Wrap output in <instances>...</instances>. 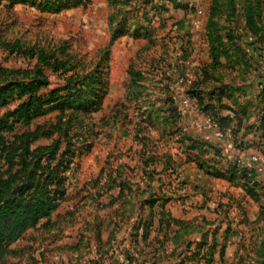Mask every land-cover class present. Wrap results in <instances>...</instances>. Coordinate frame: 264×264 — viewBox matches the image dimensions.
Returning a JSON list of instances; mask_svg holds the SVG:
<instances>
[{"label":"rangeland","instance_id":"obj_1","mask_svg":"<svg viewBox=\"0 0 264 264\" xmlns=\"http://www.w3.org/2000/svg\"><path fill=\"white\" fill-rule=\"evenodd\" d=\"M4 100L0 264H264V190L229 171L264 157L215 118L264 122V0H0ZM55 142L60 205L8 242Z\"/></svg>","mask_w":264,"mask_h":264},{"label":"trees","instance_id":"obj_2","mask_svg":"<svg viewBox=\"0 0 264 264\" xmlns=\"http://www.w3.org/2000/svg\"><path fill=\"white\" fill-rule=\"evenodd\" d=\"M215 6L213 5L211 8V15L208 20V26L212 27L215 23L213 22V17L215 13ZM215 63L219 62L218 56H214ZM206 79L208 77H211L208 69L206 70ZM209 79V78H208ZM213 79V78H212ZM189 93H191L192 97L198 100L200 104L205 102L204 97L202 93L197 92V90H190ZM210 94V93H209ZM214 92L212 91V95ZM7 101V100H6ZM3 103V104H2ZM0 105L7 104L5 100ZM206 108H209V105H206ZM232 109V108H230ZM233 113L215 117L218 124H220L221 128L224 130L228 126L231 129V132H233L234 136V143L236 144L237 148H244L245 144L243 141H240L238 138V133L240 131L241 125L249 117L245 118H239L238 112L232 111ZM237 116V119L235 118ZM235 119V120H234ZM233 122H235V125H233ZM260 131V140L257 143V145L260 148V152L262 156L264 157V122L261 124V126L258 128ZM196 144L193 145L194 148H198L200 146H211V142L202 141V140H195ZM213 146V145H212ZM30 147V143H28V148ZM215 148H219L218 146H214ZM45 149H51L49 157L47 159V164L42 165V160L44 156H40L38 159V162L35 164V168L38 171L41 170V174L39 177H37V182H34L29 186V190H31V193L28 195H25L26 185H29V182H26L22 184V194L21 199H13L11 202L8 200L6 201L8 203L9 208L6 209V216L10 218V220H13L11 224H7L4 230H7L10 226H14V231L12 234L8 235V242L15 241L19 236L20 232L22 231V228L26 224L36 225L39 223V221L45 217H49L54 210H56L60 202L58 200L57 194H58V187L56 182V177L54 176V168L52 167V160L56 158L57 151H58V142H55L49 146H47ZM36 150H42V148H37ZM220 149H218V152ZM229 171L234 173V175L231 176L232 180H235L236 178L239 179V184L246 187L247 190H249V193L253 196H257L258 190L263 189L264 190V183L258 179V173L254 165L248 166L245 162L239 163L237 161L231 162ZM46 175V176H45ZM230 178V180H231ZM243 180V182H242ZM21 183V182H20ZM235 185V184H234ZM21 186H16L13 190L16 193ZM8 189H11L9 187ZM10 203V204H9ZM6 239V235L3 233L0 234V246L2 242Z\"/></svg>","mask_w":264,"mask_h":264},{"label":"crops","instance_id":"obj_3","mask_svg":"<svg viewBox=\"0 0 264 264\" xmlns=\"http://www.w3.org/2000/svg\"><path fill=\"white\" fill-rule=\"evenodd\" d=\"M235 105H237V104H235ZM232 108H236V106L235 107H232ZM230 110H231L230 112L233 113L232 112L233 110L232 109H230ZM245 125L246 124L241 125V127H240V131L241 132L239 131L240 133H238L239 134L238 138L240 139V141H243L245 144H248V145H245L244 148H240V149L234 150L236 148H234L233 145L230 142H227V144L221 143L222 146H227V149H228L229 152L234 150L235 152L238 151L240 154H242V153H245V151L247 152V150H251L252 148H256V150H257V146L256 145L259 142L260 133H259V131H256L255 132V129H256L255 126H250L249 125L250 127L248 128V130H246L245 128L248 127V126L244 127ZM206 134H207L206 135V138H211V140L215 139L216 142L217 141L220 142L219 140H221V138H220L221 136H217V134L214 133V132H211V130H209V132L206 133ZM194 140H198V141L199 140H202V141H205V140L200 139V138H197V137H195ZM211 140H208L207 142H211ZM244 155L245 156L241 155L242 156V159H243L242 161L246 162L247 161L246 160V155L247 154L245 153Z\"/></svg>","mask_w":264,"mask_h":264},{"label":"built area","instance_id":"obj_4","mask_svg":"<svg viewBox=\"0 0 264 264\" xmlns=\"http://www.w3.org/2000/svg\"><path fill=\"white\" fill-rule=\"evenodd\" d=\"M252 160V163H254V167L256 168L257 172L264 170V162L260 161V158L254 157Z\"/></svg>","mask_w":264,"mask_h":264}]
</instances>
